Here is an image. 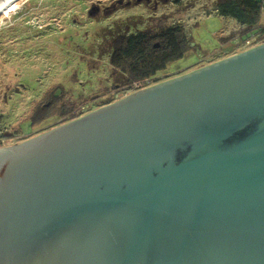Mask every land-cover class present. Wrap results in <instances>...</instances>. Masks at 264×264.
<instances>
[{
  "label": "water",
  "instance_id": "1",
  "mask_svg": "<svg viewBox=\"0 0 264 264\" xmlns=\"http://www.w3.org/2000/svg\"><path fill=\"white\" fill-rule=\"evenodd\" d=\"M0 264H264V41L0 147Z\"/></svg>",
  "mask_w": 264,
  "mask_h": 264
},
{
  "label": "rangeland",
  "instance_id": "2",
  "mask_svg": "<svg viewBox=\"0 0 264 264\" xmlns=\"http://www.w3.org/2000/svg\"><path fill=\"white\" fill-rule=\"evenodd\" d=\"M173 25L194 47L152 84L264 41L246 45L244 27L218 15L215 0H17L0 15V147L66 120L56 118L63 103L81 115L133 92L109 63L112 41ZM45 110L53 116L36 120Z\"/></svg>",
  "mask_w": 264,
  "mask_h": 264
},
{
  "label": "trees",
  "instance_id": "3",
  "mask_svg": "<svg viewBox=\"0 0 264 264\" xmlns=\"http://www.w3.org/2000/svg\"><path fill=\"white\" fill-rule=\"evenodd\" d=\"M218 15L231 17L245 29L246 37L251 34L264 38V0H215ZM113 40V39H112ZM158 44L157 46H155ZM191 36L187 37L180 25L160 28L155 33L140 31L132 34H119L112 41L109 56L110 65L126 76L128 89L144 87L173 61L182 58L193 49ZM115 87V86H114ZM55 101V103H54ZM53 96L48 106L57 104ZM63 103L56 118L76 117L77 108L73 104ZM42 111V120L53 114ZM55 114V113H54ZM32 122L35 118L31 119ZM0 138V142H1Z\"/></svg>",
  "mask_w": 264,
  "mask_h": 264
},
{
  "label": "bare ground",
  "instance_id": "4",
  "mask_svg": "<svg viewBox=\"0 0 264 264\" xmlns=\"http://www.w3.org/2000/svg\"><path fill=\"white\" fill-rule=\"evenodd\" d=\"M16 1L17 0H2L0 4V15L7 13L9 8H11Z\"/></svg>",
  "mask_w": 264,
  "mask_h": 264
},
{
  "label": "built area",
  "instance_id": "5",
  "mask_svg": "<svg viewBox=\"0 0 264 264\" xmlns=\"http://www.w3.org/2000/svg\"><path fill=\"white\" fill-rule=\"evenodd\" d=\"M251 36H252V39H256L257 38V36L256 35H250L249 37H247L246 39H245V41H244V43L246 44V45H249V44H251L252 42H251ZM250 46V45H249ZM152 83H150V82H148V84L146 85V86H144V87H147V86H149V85H151ZM135 86V88H132L131 90L132 91H136V90H139V89H142V88H144V87H141V88H137L138 87V84H135L134 85Z\"/></svg>",
  "mask_w": 264,
  "mask_h": 264
},
{
  "label": "flooded vegetation",
  "instance_id": "6",
  "mask_svg": "<svg viewBox=\"0 0 264 264\" xmlns=\"http://www.w3.org/2000/svg\"><path fill=\"white\" fill-rule=\"evenodd\" d=\"M114 102V101H113ZM110 103H112V102H110ZM108 104V103H107ZM105 105V104H104ZM96 109V108H95ZM94 110V109H93ZM90 111H92V110H90ZM90 111H87V112H85V113H83V114H81V115H78L77 117H79V116H82V115H84V114H86V113H88V112H90ZM77 117H73V118H71V119H67V120H64L63 122H61V123H59L58 125H61V124H63V123H66V122H68V121H70V120H72V119H74V118H77ZM58 125H56V126H58ZM56 126H54V127H56ZM53 127V128H54Z\"/></svg>",
  "mask_w": 264,
  "mask_h": 264
},
{
  "label": "crops",
  "instance_id": "7",
  "mask_svg": "<svg viewBox=\"0 0 264 264\" xmlns=\"http://www.w3.org/2000/svg\"><path fill=\"white\" fill-rule=\"evenodd\" d=\"M237 53V52H236ZM232 55V54H231ZM206 65V64H205Z\"/></svg>",
  "mask_w": 264,
  "mask_h": 264
}]
</instances>
